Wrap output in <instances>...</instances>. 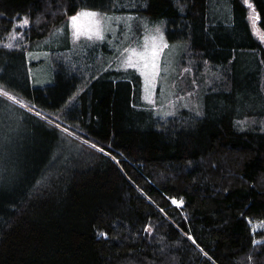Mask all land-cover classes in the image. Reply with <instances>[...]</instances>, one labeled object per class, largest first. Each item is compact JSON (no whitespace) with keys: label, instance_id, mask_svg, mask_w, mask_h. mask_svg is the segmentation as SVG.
Listing matches in <instances>:
<instances>
[{"label":"trees","instance_id":"16d2710c","mask_svg":"<svg viewBox=\"0 0 264 264\" xmlns=\"http://www.w3.org/2000/svg\"><path fill=\"white\" fill-rule=\"evenodd\" d=\"M82 8L164 19L201 112L157 115L137 70L82 54L59 55L54 82L34 85L27 50ZM251 9L264 33V0H0V87L28 106L0 93V264H264ZM24 17L27 44L3 43Z\"/></svg>","mask_w":264,"mask_h":264},{"label":"rangeland","instance_id":"374dc122","mask_svg":"<svg viewBox=\"0 0 264 264\" xmlns=\"http://www.w3.org/2000/svg\"><path fill=\"white\" fill-rule=\"evenodd\" d=\"M82 13H96L95 17L83 16ZM255 12L251 9L249 21L252 30L260 39L264 36L259 27L258 20L253 24ZM77 17L76 25H73L72 18ZM24 17L18 21L20 29L13 32L3 43L14 40L17 45L27 44L25 40L26 26ZM29 25V20L28 24ZM80 31L79 39H76L74 32ZM100 31L103 39H97L96 33ZM92 38L89 39L88 37ZM163 40H160V37ZM152 37L156 38L159 55L156 58L158 72L155 79L149 75L146 81L137 68L127 67L124 61L128 58L131 50L135 49L137 53L144 51V45L147 44L151 50ZM264 40V39H262ZM167 45V47H164ZM185 42H169L166 35V22L164 19L154 20L146 14L129 11H99L90 8H82L74 15L67 18L63 24L57 26L45 38L40 39L34 46L27 50V59L30 63V75L32 83L37 86H46L54 82L56 59L59 55L82 54L90 58H98L100 61L109 62L106 68L135 69L143 80V99L153 108L157 115L164 118L175 115L180 109L191 108L200 111L202 107V97L198 94L199 80L195 79L196 87L189 83L194 76L191 72L189 76L184 75V69L181 67V56L184 51ZM162 49V50H161ZM97 51V55H96ZM99 53V54H98ZM134 62H138V67L142 68L143 61L137 55L132 56ZM207 81L204 86L211 84L215 79V73L205 68ZM204 71V72H205ZM189 78V80H188ZM87 84V83H86ZM183 90H180V86ZM195 90V91H194ZM0 93L15 102L27 106L22 100L13 93L7 92L0 87ZM4 93H7L5 95ZM148 97V98H146ZM150 98V99H149ZM28 107V106H27ZM26 107V108H27ZM201 112V111H200ZM51 114L50 121L53 120L66 133H72L73 130L69 124H61ZM56 141L63 144V137L59 135ZM88 141L86 139H83ZM66 144H69L66 141ZM254 230L264 229V220L252 221Z\"/></svg>","mask_w":264,"mask_h":264},{"label":"snow or ice","instance_id":"6c2138e0","mask_svg":"<svg viewBox=\"0 0 264 264\" xmlns=\"http://www.w3.org/2000/svg\"><path fill=\"white\" fill-rule=\"evenodd\" d=\"M249 7H251V5H249ZM81 15L83 16H90V17H95L97 14L96 13H82ZM77 17H73L72 18V22L73 25H76V21H77ZM259 17L258 16H253V24H255V21L258 20ZM28 24V20L25 19L23 21V25L26 26ZM80 31L77 30L76 32H74V36L76 39H79L80 37ZM89 39H91L92 37L89 36ZM96 38L97 39H103V35L101 34V32L98 30L96 33ZM261 39H264V36L261 37ZM160 40H163V37H160ZM144 51L137 53L135 49L131 50L130 55L128 56V58L124 61L125 65L127 67H131V68H137V70H140L142 75L145 76L146 81L148 80L149 75L152 76L153 79H155V76L158 72V65L156 63V58L159 55V52L157 51L158 45L156 44V38L152 37V46H151V50L148 49L147 44H145L144 46ZM164 47H167V45H164ZM162 50V49H161ZM133 55H137L139 57L140 60L143 61V65L142 68L138 67V62H134L132 60V56ZM5 95H7V93H4ZM148 98V97H146ZM150 99V98H149Z\"/></svg>","mask_w":264,"mask_h":264}]
</instances>
